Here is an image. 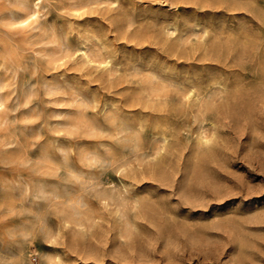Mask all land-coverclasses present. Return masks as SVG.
<instances>
[{
    "label": "rangeland",
    "instance_id": "1",
    "mask_svg": "<svg viewBox=\"0 0 264 264\" xmlns=\"http://www.w3.org/2000/svg\"><path fill=\"white\" fill-rule=\"evenodd\" d=\"M0 264H264V0H0Z\"/></svg>",
    "mask_w": 264,
    "mask_h": 264
},
{
    "label": "bare ground",
    "instance_id": "2",
    "mask_svg": "<svg viewBox=\"0 0 264 264\" xmlns=\"http://www.w3.org/2000/svg\"><path fill=\"white\" fill-rule=\"evenodd\" d=\"M221 5V4H220ZM109 18V17H108ZM89 35V34H88ZM211 53V52H210Z\"/></svg>",
    "mask_w": 264,
    "mask_h": 264
}]
</instances>
